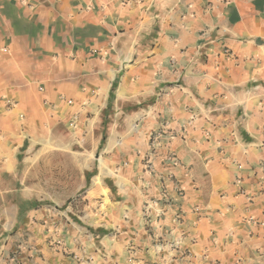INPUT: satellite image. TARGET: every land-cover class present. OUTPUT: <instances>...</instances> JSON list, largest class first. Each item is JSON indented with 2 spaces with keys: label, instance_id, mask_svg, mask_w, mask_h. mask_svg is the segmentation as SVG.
Returning <instances> with one entry per match:
<instances>
[{
  "label": "crops",
  "instance_id": "obj_1",
  "mask_svg": "<svg viewBox=\"0 0 264 264\" xmlns=\"http://www.w3.org/2000/svg\"><path fill=\"white\" fill-rule=\"evenodd\" d=\"M72 139L110 194L28 179ZM60 205L100 233L36 239ZM0 211V264H264V0H0Z\"/></svg>",
  "mask_w": 264,
  "mask_h": 264
},
{
  "label": "rangeland",
  "instance_id": "obj_2",
  "mask_svg": "<svg viewBox=\"0 0 264 264\" xmlns=\"http://www.w3.org/2000/svg\"><path fill=\"white\" fill-rule=\"evenodd\" d=\"M84 144V143H83ZM75 146H82L81 143L78 142V139H72L71 147L72 150L70 154L68 155H61L59 159V163H61L62 166H59L58 168H55L53 170H46V169H39V170H27L24 171L26 176H28V179L30 177H36L39 176L40 178H43L44 181H46L49 178H55V179H62V178H70L72 181H76L78 177H82L83 170H79V165L87 166L86 172L88 175L90 174L91 182L100 189L102 193H105L106 195L110 194V190L115 187L113 183H115L114 180L116 175L118 174V171L115 169V166L110 163L109 157L107 154H103L101 149V152L98 155H90V154H80L78 152V148ZM75 147V148H74ZM74 151V152H73ZM97 161V163L103 168L100 173L99 171L94 170V162ZM44 162L41 163V166H44ZM111 167V168H109ZM91 168V169H90ZM96 174H98V177H96ZM103 181H105L106 185L103 184ZM117 187V186H116ZM55 189L61 188V186L58 187H52ZM50 186L42 185L39 186V192L42 191V196L44 197L46 193L45 190H51ZM88 189V188H87ZM44 195V196H43ZM81 197L77 196L76 200ZM72 202V204H75V201ZM106 202L109 204V206H114L116 203H111L109 199H106ZM3 203H1L2 205ZM42 204L47 205L45 208H48L51 210L50 205H55V202H49L45 201L42 202ZM85 205V203L83 202ZM29 203L24 204V209H28ZM7 207H14V203H7ZM57 208V210H55ZM53 209L54 214H52L50 211L44 210L42 215L37 216L36 220L38 229L34 231V234L36 236V239L42 240L43 242H52V245H62L65 243V239L72 237L74 230L76 228L80 229L84 235L91 236V233L98 234L100 233V230L97 231L95 229V218H85L82 219L77 218L76 215H71L70 218L64 213V210L66 209L65 206L60 205L58 207H55ZM1 213V211H0ZM104 221V220H103ZM6 225L4 223L0 224V227L4 229L2 232L3 237L0 238V242L5 240V237H7L9 234H14L18 228L19 224L17 226L15 225H9L10 218L7 219ZM98 223H102L101 218L98 219ZM1 236V234H0ZM29 238V237H27Z\"/></svg>",
  "mask_w": 264,
  "mask_h": 264
},
{
  "label": "built area",
  "instance_id": "obj_3",
  "mask_svg": "<svg viewBox=\"0 0 264 264\" xmlns=\"http://www.w3.org/2000/svg\"><path fill=\"white\" fill-rule=\"evenodd\" d=\"M172 139V135L168 133V131L166 132L164 129L163 130H160V131H156L152 134V149L153 151L156 150L157 147H165L167 148V151L165 153V160L167 162H170L173 166H176L178 165L179 163V160H178V157L177 155L175 154V152L169 147V142L171 141ZM145 160H146V156H145ZM147 165V168L149 170H152V162H151V159H147V161H145ZM241 181H239L240 183ZM242 192L243 193H246L245 190L242 189ZM184 193V190L183 189H179L178 191V194L179 196H182ZM201 209L198 208L197 211H200ZM181 211V209H180ZM182 212L178 213L179 215L181 214Z\"/></svg>",
  "mask_w": 264,
  "mask_h": 264
}]
</instances>
